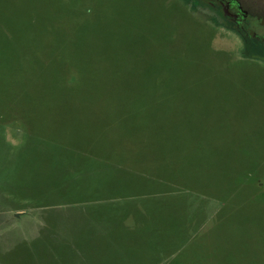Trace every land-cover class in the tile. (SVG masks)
<instances>
[{
  "label": "rangeland",
  "instance_id": "374dc122",
  "mask_svg": "<svg viewBox=\"0 0 264 264\" xmlns=\"http://www.w3.org/2000/svg\"><path fill=\"white\" fill-rule=\"evenodd\" d=\"M72 1L68 12L59 0H0V85L16 81L3 69L18 68L20 54L75 48L71 26L85 11L98 19L94 10L108 7L110 20L80 25L78 36L106 37L126 63L128 48L140 55L125 76L115 78L123 68L110 66L103 81L107 105L99 113L111 122L104 153V140L90 145L92 156L0 112V264H220L219 234L232 236L240 222L250 231L264 215V61L219 17L184 19L146 0ZM241 1L264 11V0ZM135 37L141 44L128 47ZM93 66H102L96 57ZM116 81L142 82L145 106L117 103L128 96L115 93ZM210 165L222 192L235 191L227 207L206 196L215 190ZM251 196L252 214L239 212ZM227 212L235 228L222 224Z\"/></svg>",
  "mask_w": 264,
  "mask_h": 264
},
{
  "label": "trees",
  "instance_id": "16d2710c",
  "mask_svg": "<svg viewBox=\"0 0 264 264\" xmlns=\"http://www.w3.org/2000/svg\"><path fill=\"white\" fill-rule=\"evenodd\" d=\"M131 1L136 2L140 0ZM146 1L151 4H158L160 11L172 8L178 16L184 19H188V16L194 19L196 14H199L201 19H199L198 15H196L195 19L202 21L215 22L218 19V15L215 13H213L211 19H207V13L201 11L196 4L189 7L188 0ZM59 3L63 5V10L68 12L71 11L70 6L74 5L72 0L70 2L59 0ZM134 8L132 7V10ZM94 11V15L98 19L95 17V19L91 18L92 12L85 11L82 17H80L81 21L71 26L74 31L69 38L70 42L73 41L76 46L80 44L83 48H76L75 46V48L64 50L60 54H54L48 50L49 48L45 49L42 46V48L33 49L28 59L25 54H20L22 58L18 59L20 62L18 68L10 67L9 69H3L6 75L9 73L16 80L12 82L15 84L0 85V112L5 113L9 109L13 113V116L22 117L26 121L33 135L68 148L87 151L92 156L97 155L94 147H96L95 144L98 145V141L102 142L104 140V150L99 148L101 152L104 153L108 150L105 140L110 135L108 129L111 122L104 113L101 114L99 112H103L104 106L107 105L106 94H108V88L104 89L103 81L108 79V76L112 73L109 67L111 66L112 71V68L116 66L123 68L122 71L118 70L115 78L125 76L127 64L137 62V57L140 55V53L132 52L133 49H129L128 47L140 45L142 42V39L140 40L138 37L126 42L128 46L126 63L121 54L116 50L119 47H115L116 49L113 52L107 49L109 40L106 37L95 41L87 35V32H84L85 36H78L76 33L80 25L82 26L81 29L84 30L88 26H91L92 22H97V25L102 27L103 22L108 21L109 18L106 16L108 7L106 10ZM115 13L116 10L114 11ZM78 23L80 24L78 25ZM117 34L118 32L115 33V35ZM174 34L177 33L171 31L167 35L169 38H172ZM118 44L120 43L114 40V45ZM208 46L210 53L219 54V52H213L210 44ZM88 47H95V52L90 51L91 49ZM90 52L92 54L91 58L87 54ZM132 56L135 57V60L130 61L129 57ZM94 57L98 58V61L102 64L98 71L94 70ZM120 63L122 64L120 65ZM0 67L3 68L1 63ZM132 67L137 66L134 65ZM23 79L26 80L24 83L22 82ZM110 83L115 88V93H124L128 96L122 102L118 101L117 103L126 105L129 109L134 110L145 106V102L139 100L140 96H146L145 94H141L143 90L142 82L124 83L116 81ZM2 113L0 114L3 115ZM106 129L109 135H106ZM79 131L81 135L82 133L84 135L82 138L78 134ZM72 141H75L79 146L88 143L87 148H79ZM81 143L82 145H80ZM90 145H94V147L91 149ZM212 167L211 165L208 167V172L211 175L209 179L212 180L215 190L212 189L205 195L216 202H221L222 207H227L231 203L235 191L231 189L227 194L222 192V189L219 188L220 185L218 186V183H216V178L212 176L216 167ZM225 168L223 172L228 170L230 173L231 167L226 166ZM256 170L257 168H253L252 172ZM243 178L244 176L240 179L242 180ZM252 200L251 196L245 202H242L238 206V211L241 212V208H247L245 212L251 215L252 209L249 202ZM263 206L264 204L262 203V208ZM230 213L227 212L221 222L223 225L225 223V226L228 224L235 228L231 220H234L236 215L234 212ZM262 213L264 214V212ZM220 224L218 227H220ZM249 229L250 231L242 229L240 222L238 228H235L233 233L231 232L232 236L220 233L216 241L217 255L214 258L222 261L220 264H264V215L261 217L260 222L257 223V226L253 225Z\"/></svg>",
  "mask_w": 264,
  "mask_h": 264
},
{
  "label": "flooded vegetation",
  "instance_id": "af4514ba",
  "mask_svg": "<svg viewBox=\"0 0 264 264\" xmlns=\"http://www.w3.org/2000/svg\"><path fill=\"white\" fill-rule=\"evenodd\" d=\"M195 4L218 15L244 39L247 52L264 61V11L259 3L254 2V11L246 9L241 0H195Z\"/></svg>",
  "mask_w": 264,
  "mask_h": 264
}]
</instances>
